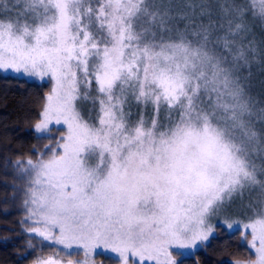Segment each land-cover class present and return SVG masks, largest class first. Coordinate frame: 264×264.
Returning a JSON list of instances; mask_svg holds the SVG:
<instances>
[{"label": "snow or ice", "instance_id": "6c2138e0", "mask_svg": "<svg viewBox=\"0 0 264 264\" xmlns=\"http://www.w3.org/2000/svg\"><path fill=\"white\" fill-rule=\"evenodd\" d=\"M0 74L47 78L34 131L65 129L14 161L17 264L45 244L68 259L33 264H200L236 203L230 264H264V0H0Z\"/></svg>", "mask_w": 264, "mask_h": 264}, {"label": "trees", "instance_id": "16d2710c", "mask_svg": "<svg viewBox=\"0 0 264 264\" xmlns=\"http://www.w3.org/2000/svg\"><path fill=\"white\" fill-rule=\"evenodd\" d=\"M253 71L255 81H259L262 78L259 69ZM50 87L47 81L0 74V242L4 237L10 238L9 243H0V264H17V255L25 251L30 238L20 223L24 216L21 203L23 182L17 175L14 161L29 156L35 159L37 149L44 150V145L49 142L54 145L63 135V129L58 127H52L42 135L34 131ZM215 230L207 247L197 251L200 264H230L247 257V246L239 231L229 232L220 225ZM32 243L37 245V240L32 238ZM53 250L52 245H37L23 264H31L35 252ZM184 264H196V258L189 257Z\"/></svg>", "mask_w": 264, "mask_h": 264}, {"label": "rangeland", "instance_id": "374dc122", "mask_svg": "<svg viewBox=\"0 0 264 264\" xmlns=\"http://www.w3.org/2000/svg\"><path fill=\"white\" fill-rule=\"evenodd\" d=\"M11 75H13V74H11ZM19 76L20 77H25V78H28V79H36V80H38L35 77H27V76H24L23 74H21ZM45 81H47V78H45ZM79 106H80L83 114L85 115V117H88L89 112H90V109L92 108L91 103L81 102ZM132 111H133V113H135V112L138 111V109H137V107L135 105L132 106ZM149 112H150V109H149ZM52 127L62 128L63 129V134L65 132V129H64L63 126H56V125L50 126V128H52ZM37 135H42V134H37ZM247 214H248V210L245 209L244 207H242L240 203H236V204H234L231 207V209H229L228 213H226L224 215H221V216H219L217 218H214L211 222L214 225V227H216L217 225H220V226H222L223 228H225L229 232H234V231H239L240 232V228L239 227H235L234 226L233 229H228L227 226H226V224L223 223V221L225 219H230V220H245L246 217H247ZM215 232H216V230L214 231L213 235L215 234ZM248 239H251L250 234L248 235ZM244 241H245V244L247 246V241L246 240H244ZM52 246H54V248H55V250H53L54 252H60L61 251V249L58 248L57 246H55V245H52ZM61 252H63V251H61ZM98 252H99V250H98ZM109 255L111 256L110 253H109ZM112 257H114V256H112ZM106 260H109V259L106 258ZM112 260H114V261H112ZM112 260H111L112 264H118V262L116 261L115 257ZM130 264H131V261H130Z\"/></svg>", "mask_w": 264, "mask_h": 264}, {"label": "flooded vegetation", "instance_id": "af4514ba", "mask_svg": "<svg viewBox=\"0 0 264 264\" xmlns=\"http://www.w3.org/2000/svg\"><path fill=\"white\" fill-rule=\"evenodd\" d=\"M37 256H42L44 258H47L49 256H52L54 259L57 260H63L66 261L68 259V257L64 254V252H54V251H40V252H35L34 256H33V260L30 261L31 264H33L34 259ZM83 256V253H79V254H74L71 258L74 260H79L81 259ZM109 254H97L95 255V261L96 264H112L111 260L114 259V257L109 258ZM106 258H108L109 260H106Z\"/></svg>", "mask_w": 264, "mask_h": 264}]
</instances>
